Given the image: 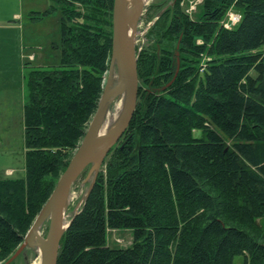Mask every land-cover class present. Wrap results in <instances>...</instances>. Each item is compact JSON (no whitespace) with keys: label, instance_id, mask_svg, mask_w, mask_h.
<instances>
[{"label":"trees","instance_id":"obj_1","mask_svg":"<svg viewBox=\"0 0 264 264\" xmlns=\"http://www.w3.org/2000/svg\"><path fill=\"white\" fill-rule=\"evenodd\" d=\"M53 1L62 64L29 65L26 176L0 178V264L34 252L8 261L84 137L110 65L114 0ZM189 1L159 11L152 42L137 48L136 111L58 264H264V0H203L198 19ZM230 9L242 16L226 28ZM115 229H132L133 243L112 245Z\"/></svg>","mask_w":264,"mask_h":264},{"label":"rangeland","instance_id":"obj_2","mask_svg":"<svg viewBox=\"0 0 264 264\" xmlns=\"http://www.w3.org/2000/svg\"><path fill=\"white\" fill-rule=\"evenodd\" d=\"M193 1L195 0L189 1L187 11L193 18L198 19L204 11L203 0L197 3L195 10L191 9ZM22 2H24V7H21ZM50 2L47 0H0V24L15 26L12 28L1 27L0 32V178L26 176L23 103L27 90L26 75L30 69L29 65L48 67L62 64V49L60 47L62 10L60 4L49 5ZM174 2L175 0H146L138 25L135 31L130 34L136 51L137 48L141 49L152 42L148 36L152 22L160 17L159 11L174 5ZM52 7L54 8L52 9ZM46 10L51 11L42 14L35 21L31 19L32 11L44 13ZM21 11L23 13L22 18H15L14 13ZM28 12H30L29 15H27ZM20 24H22V30L19 27ZM197 43H202L201 38L197 39ZM32 54L34 59H30ZM200 57H202L201 60L205 67L207 60L212 57V53L204 50L201 51ZM107 76L108 71L104 75L103 86ZM123 104L124 96L116 99L110 105L108 112L117 110V114L104 131L116 122ZM195 133L198 134V131ZM8 168L13 169L12 173L7 172ZM87 173L86 169L72 185L65 211L66 220H69L79 211L87 196L91 186V178L85 179ZM48 228L49 220H46L40 228L43 237H47ZM133 239L132 229H115L111 230L109 234V241L112 245L129 246L133 243ZM33 249L34 252L27 254L26 260H23L22 255L18 258L20 264L32 263L33 258L35 259L39 253L37 248Z\"/></svg>","mask_w":264,"mask_h":264},{"label":"water","instance_id":"obj_3","mask_svg":"<svg viewBox=\"0 0 264 264\" xmlns=\"http://www.w3.org/2000/svg\"><path fill=\"white\" fill-rule=\"evenodd\" d=\"M145 4L146 0H114L112 55L96 111L55 188L28 229L24 242L8 261L27 246L37 248V233L49 220L48 243L42 253L41 264H58L61 241L72 220L70 218L64 225L72 185L89 168L85 178H91L89 193L105 157L120 140L136 111L139 96L138 53L133 38H129V28L135 31ZM123 96L124 104L117 121L105 131L102 130L110 105Z\"/></svg>","mask_w":264,"mask_h":264},{"label":"bare ground","instance_id":"obj_4","mask_svg":"<svg viewBox=\"0 0 264 264\" xmlns=\"http://www.w3.org/2000/svg\"><path fill=\"white\" fill-rule=\"evenodd\" d=\"M134 31L133 28H129V38H131V32ZM117 103V102H116ZM119 105V103H118ZM123 106V105H122ZM117 109V107H116ZM117 114V110L113 111V112H108L107 116H106V120L104 121L103 124V129L104 130L109 124L110 121L115 117V115ZM117 121V120H116ZM68 220H66V218H64V225L65 223H67ZM48 243V238L47 237H43L41 235V230L38 231L37 236H36V246H37V250H38V256L34 259L31 264H41L42 263V253L44 251V249L46 248Z\"/></svg>","mask_w":264,"mask_h":264},{"label":"built area","instance_id":"obj_5","mask_svg":"<svg viewBox=\"0 0 264 264\" xmlns=\"http://www.w3.org/2000/svg\"><path fill=\"white\" fill-rule=\"evenodd\" d=\"M198 2H201V0H195L191 4V9H196V5ZM190 10V8H189ZM241 13L234 11L233 9H230L226 14V19L222 20V24L226 28H232L235 26L241 19Z\"/></svg>","mask_w":264,"mask_h":264},{"label":"crops","instance_id":"obj_6","mask_svg":"<svg viewBox=\"0 0 264 264\" xmlns=\"http://www.w3.org/2000/svg\"><path fill=\"white\" fill-rule=\"evenodd\" d=\"M37 1H39V0H37ZM42 1H45V0H42ZM48 2H50V4L49 5H52L53 3H57V2H55V1H53V0H47ZM58 4V3H57ZM47 6V5H46ZM21 7H24V2H22V4H21ZM32 12H37V11H32ZM39 12V11H38ZM30 14V12H28V14L27 15H29ZM22 16H23V13H22V11L21 12H15L14 13V17L16 18V17H20V18H22ZM31 19H32V17H31ZM33 20V19H32ZM33 21H35V20H33ZM1 27H8V28H12V27H15V26H9V25H3L2 23L0 24V32H1ZM19 27L21 28V30H22V24H20L19 25ZM8 28H5V29H8ZM1 41V40H0ZM30 59H34V55L32 54L31 55V57H30ZM12 171H13V169H10V168H8V170H7V172L8 173H12Z\"/></svg>","mask_w":264,"mask_h":264}]
</instances>
